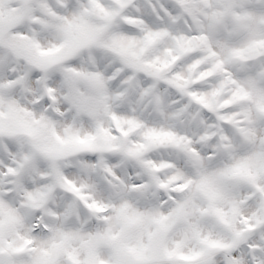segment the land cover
<instances>
[{"label": "snow or ice", "instance_id": "6c2138e0", "mask_svg": "<svg viewBox=\"0 0 264 264\" xmlns=\"http://www.w3.org/2000/svg\"><path fill=\"white\" fill-rule=\"evenodd\" d=\"M0 264H264V0H0Z\"/></svg>", "mask_w": 264, "mask_h": 264}]
</instances>
